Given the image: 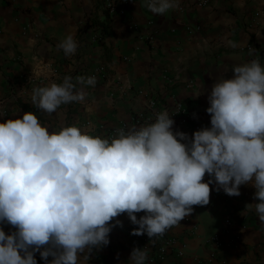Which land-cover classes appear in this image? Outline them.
Returning a JSON list of instances; mask_svg holds the SVG:
<instances>
[{
	"label": "crops",
	"instance_id": "1",
	"mask_svg": "<svg viewBox=\"0 0 264 264\" xmlns=\"http://www.w3.org/2000/svg\"><path fill=\"white\" fill-rule=\"evenodd\" d=\"M106 1L0 0V121L31 110L50 131L75 125L99 136L101 124L124 121L131 130L167 110L173 130L191 137L210 126L208 95L217 78H232L233 66L253 59L264 64V0H179V7L163 15L153 13L146 0H117L126 13L112 16L105 14ZM68 34L78 42L72 55L58 47ZM65 76L83 88L84 101L61 104L51 114L38 108L33 89L62 83ZM81 76H94L95 84H81ZM180 103L188 109L186 119L178 113ZM210 188L209 203L193 205L171 227L185 242V254L160 264H264V222L254 205L245 207L258 202L255 188L241 185L238 196ZM227 219L234 226L225 233ZM109 223L110 242L85 250L79 264H133L132 229L138 225L126 213ZM0 226L15 231L6 222ZM235 231L242 233L238 241ZM216 233L222 234L219 244L212 239ZM34 255L46 264L39 251Z\"/></svg>",
	"mask_w": 264,
	"mask_h": 264
},
{
	"label": "clouds",
	"instance_id": "2",
	"mask_svg": "<svg viewBox=\"0 0 264 264\" xmlns=\"http://www.w3.org/2000/svg\"><path fill=\"white\" fill-rule=\"evenodd\" d=\"M146 4L163 15L179 0ZM58 47L72 55L78 42L68 34ZM232 68L233 77L217 78L208 95L210 126L191 137L173 130L167 110L112 138L75 125L50 131L31 110L0 121V225L15 228L0 226V264H38L37 251L46 264H79L85 250L110 242L109 222L123 213L138 225L132 234L162 235L193 205L209 203L210 184L235 196L250 184L258 202L245 207L254 205L264 222V64L253 59ZM78 80L94 85L96 78ZM85 96L65 76L33 89L32 101L51 114ZM129 259L146 264L148 250L134 248Z\"/></svg>",
	"mask_w": 264,
	"mask_h": 264
},
{
	"label": "built area",
	"instance_id": "3",
	"mask_svg": "<svg viewBox=\"0 0 264 264\" xmlns=\"http://www.w3.org/2000/svg\"><path fill=\"white\" fill-rule=\"evenodd\" d=\"M208 0H205L203 3H207ZM105 7V14L108 16L115 15L117 13L125 14V9L119 5L117 0H107L104 3ZM256 16H259L260 13L256 12ZM101 35V32L98 33L95 36V39L97 40L98 37ZM252 48V46H250ZM155 103V100L152 102ZM178 113L182 114L186 117H188V109L183 103H180L177 106ZM88 125H91V122H87ZM129 129V124L127 122L121 121L118 124L108 126L107 124H101L98 127V135L103 138H112L118 134L119 129ZM234 222L231 219L226 220L225 224V233L230 232L233 230ZM241 227H244L242 225ZM222 234L216 233L212 239L217 242L218 244L221 241ZM235 241H238L241 239L242 233L240 231H235L234 234ZM133 240V246L135 248H145L148 252V259L146 261V264H160L162 263L166 258H168L171 255L175 256H183L185 254L186 244L180 238L176 235H174L171 231V228L167 229L162 235L154 237V240L151 241L147 237H145L143 234L141 235H134L132 234Z\"/></svg>",
	"mask_w": 264,
	"mask_h": 264
}]
</instances>
